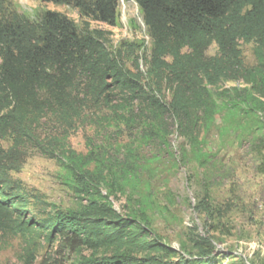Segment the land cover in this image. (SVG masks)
<instances>
[{"label": "trees", "instance_id": "16d2710c", "mask_svg": "<svg viewBox=\"0 0 264 264\" xmlns=\"http://www.w3.org/2000/svg\"><path fill=\"white\" fill-rule=\"evenodd\" d=\"M43 1L72 6L86 20L79 29L67 15L48 10L33 21L0 0V232L21 238L23 264H34L44 249L40 264H246L216 250L209 203L199 202L205 234H192L197 251L189 256L165 243L144 212L121 214L111 195L148 166L128 150L118 173L113 152L122 145L108 149L110 156L92 148L84 154L68 136L80 123L106 122L122 132L148 129L147 142L163 143L170 118L196 141L226 111L229 119L242 112L248 125L263 124L264 0H135L151 38L146 57L134 42L111 52L110 35L90 25L117 26L120 0ZM242 43L254 44L256 63L246 62ZM214 44L217 53L209 55ZM231 81L243 85L233 99L229 90L216 93ZM33 149L57 161L60 182L78 207L42 214L40 197L31 200L13 173Z\"/></svg>", "mask_w": 264, "mask_h": 264}, {"label": "rangeland", "instance_id": "374dc122", "mask_svg": "<svg viewBox=\"0 0 264 264\" xmlns=\"http://www.w3.org/2000/svg\"><path fill=\"white\" fill-rule=\"evenodd\" d=\"M7 5L33 21L48 10L67 15L79 29H83L86 20L79 10L65 4L7 0ZM90 25L110 35L108 48L113 53L118 54L124 41L140 44V57H146L151 49V38L135 0H120L117 26L95 20H90ZM241 48L246 62L256 63L254 44L242 43ZM216 53L214 44L208 54ZM122 58L126 66L133 69L131 57L126 54ZM141 64L146 73L144 62ZM144 76L147 82L146 74ZM241 87L240 83L231 81L222 83L215 91L219 94L229 90L233 99L237 88ZM165 98L171 100L170 91L165 93ZM218 101L221 103L222 98ZM227 115V111L217 115L210 129L197 133L196 141L168 118L162 129L163 143L147 142L144 138L149 136L148 129L135 127L122 132L106 122L100 126L80 123L70 130L68 142L78 153L86 154L92 148L108 156L111 153L106 152L108 149L122 145L121 152H113L118 173L128 150H132L140 164L148 167H142L136 180L126 189L116 191L110 200L123 215L144 212L163 241L182 254L196 253L191 241L193 233L205 234L204 210L198 207L201 202L209 203L214 209L208 224L217 251L232 252L245 259L246 264H264V149L262 153L258 151L264 139V114H259L263 124L257 123V126L248 125L242 112L235 119ZM55 127L48 124L46 129L53 131ZM59 173L55 159L33 149L23 157L20 169L13 176L21 181L33 202L36 201L33 196L40 197L38 206L41 210L47 209L42 213L46 214L79 206L74 192L60 182ZM103 191L107 193L105 186ZM21 253V238L0 232V264H23ZM44 253L45 249L34 264H40ZM234 260V257L226 259L225 263Z\"/></svg>", "mask_w": 264, "mask_h": 264}]
</instances>
